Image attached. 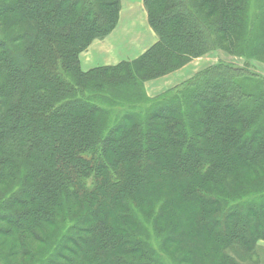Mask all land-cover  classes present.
I'll list each match as a JSON object with an SVG mask.
<instances>
[{
	"label": "trees",
	"instance_id": "1",
	"mask_svg": "<svg viewBox=\"0 0 264 264\" xmlns=\"http://www.w3.org/2000/svg\"><path fill=\"white\" fill-rule=\"evenodd\" d=\"M145 6L158 42L84 70L120 0H0V264H243L264 239V0ZM216 48L245 65L147 94Z\"/></svg>",
	"mask_w": 264,
	"mask_h": 264
},
{
	"label": "crops",
	"instance_id": "2",
	"mask_svg": "<svg viewBox=\"0 0 264 264\" xmlns=\"http://www.w3.org/2000/svg\"><path fill=\"white\" fill-rule=\"evenodd\" d=\"M143 1L121 0L119 22L113 32L104 39H95L81 53V66L84 70L134 60L158 41L156 32L149 24ZM210 55L195 59L165 76L147 81V94L155 97L188 80L200 68L211 65Z\"/></svg>",
	"mask_w": 264,
	"mask_h": 264
},
{
	"label": "rangeland",
	"instance_id": "3",
	"mask_svg": "<svg viewBox=\"0 0 264 264\" xmlns=\"http://www.w3.org/2000/svg\"><path fill=\"white\" fill-rule=\"evenodd\" d=\"M121 1V0H120ZM144 3V7L147 11V14H148V21H149V13H148V10L145 6V0L143 1ZM120 12H121V9H120ZM120 17V15H119ZM150 24V22H149ZM152 27V26H151ZM154 30V29H153ZM111 34V33H110ZM157 34V33H156ZM109 35V34H108ZM107 35V36H108ZM106 36V37H107ZM104 37V38H106ZM158 37V35H157ZM104 38H98V39H104ZM159 40V38H158ZM158 42V41H157ZM156 42V43H157ZM155 43V44H156ZM154 44V45H155ZM154 45H152L151 47H149L146 51H144L141 55H139L137 58L141 57L143 54H145L149 49H151ZM89 48V47H88ZM87 48V49H88ZM211 54L209 57L210 58V61H211V65L205 67V68H200L199 71H197L193 76H191L190 78H188V80L192 79L193 77H195V75H197L198 73L206 70L207 68L215 65L217 62L219 61H224L226 63H230L232 65H235V66H244L245 63H246V59L247 57H244V56H236V55H233V54H230L229 52H227L225 49H221V48H216V49H211L210 51H208V53L202 55V56H198V57H195L193 58L191 61L195 60V59H198V58H201V57H204L205 55H209ZM136 58V59H137ZM251 61V65H250V70L254 71L255 73H259L260 75H263L264 76V73L262 72L264 70V61L259 59V58H250L249 59ZM189 61V62H191ZM188 62V63H189ZM187 64V63H186ZM185 64V65H186ZM108 66V65H107ZM259 68V70H258ZM176 71V70H175ZM174 72V71H173ZM172 73V72H171ZM162 77V76H160ZM153 80V79H152ZM149 81V80H148ZM187 81V80H186ZM184 81V82H186ZM147 82V81H146ZM145 82V83H146ZM176 87V86H175ZM174 88V87H172ZM166 92V91H165ZM164 92V93H165ZM163 94V93H162ZM161 95V94H160ZM160 95H157V96H160ZM155 96V97H157ZM182 208H184L185 212H187L190 216V220H189V224L191 223L192 224V228L194 227V224H195V217L192 213V209H193V206L188 204L187 203V206L185 205V207L182 206ZM195 229L193 231H191V234H190V237L192 240L194 241H197V237L200 236H204V235H196L194 236L195 234H197V232H194ZM233 254H235L234 252H232ZM236 255V258L243 264H264V239H260L258 242H257V245H256V249L254 251V254L252 255H248V257L246 255H244V253H240L239 255L235 254ZM172 259V258H171ZM167 261L170 263V258L167 259ZM174 264V263H173Z\"/></svg>",
	"mask_w": 264,
	"mask_h": 264
},
{
	"label": "bare ground",
	"instance_id": "4",
	"mask_svg": "<svg viewBox=\"0 0 264 264\" xmlns=\"http://www.w3.org/2000/svg\"><path fill=\"white\" fill-rule=\"evenodd\" d=\"M119 22V21H118ZM118 24V23H117ZM113 32V31H112Z\"/></svg>",
	"mask_w": 264,
	"mask_h": 264
}]
</instances>
